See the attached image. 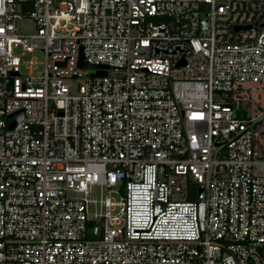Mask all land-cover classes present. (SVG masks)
Masks as SVG:
<instances>
[{"label": "built area", "instance_id": "built-area-1", "mask_svg": "<svg viewBox=\"0 0 264 264\" xmlns=\"http://www.w3.org/2000/svg\"><path fill=\"white\" fill-rule=\"evenodd\" d=\"M252 84L264 0H0V264H264Z\"/></svg>", "mask_w": 264, "mask_h": 264}, {"label": "rangeland", "instance_id": "rangeland-1", "mask_svg": "<svg viewBox=\"0 0 264 264\" xmlns=\"http://www.w3.org/2000/svg\"><path fill=\"white\" fill-rule=\"evenodd\" d=\"M17 26L21 32H33L35 30L34 22L29 18H21L17 20ZM20 48H16L18 52ZM34 60L38 62L37 72L42 69L43 53L41 51H35L33 54ZM73 83L77 81L73 80ZM244 96L241 101L243 107L248 109L249 114H255L264 107V85L252 84L243 86ZM261 122L257 123L256 134L257 136L254 139V145L256 151L263 153L264 151V114L261 117ZM264 154V153H263Z\"/></svg>", "mask_w": 264, "mask_h": 264}, {"label": "water", "instance_id": "water-1", "mask_svg": "<svg viewBox=\"0 0 264 264\" xmlns=\"http://www.w3.org/2000/svg\"><path fill=\"white\" fill-rule=\"evenodd\" d=\"M79 64H80L81 66H84V67H89V68H92V67H94L93 65H91V64H88V63H86V62H85V60L83 59V56H82V53H81V51H80V59H79Z\"/></svg>", "mask_w": 264, "mask_h": 264}]
</instances>
